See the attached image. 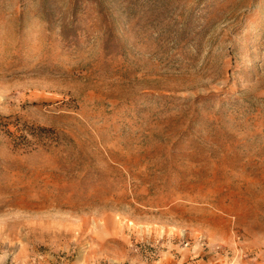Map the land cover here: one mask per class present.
I'll use <instances>...</instances> for the list:
<instances>
[{"label": "rangeland", "instance_id": "374dc122", "mask_svg": "<svg viewBox=\"0 0 264 264\" xmlns=\"http://www.w3.org/2000/svg\"><path fill=\"white\" fill-rule=\"evenodd\" d=\"M0 264H264V0H0Z\"/></svg>", "mask_w": 264, "mask_h": 264}, {"label": "trees", "instance_id": "16d2710c", "mask_svg": "<svg viewBox=\"0 0 264 264\" xmlns=\"http://www.w3.org/2000/svg\"><path fill=\"white\" fill-rule=\"evenodd\" d=\"M5 126H7V125H9L8 123H5L4 124ZM18 128V126L16 127V129ZM18 130H20V129H18ZM21 137V139L23 140V141H27V139H26V137L25 136H19L18 138H20Z\"/></svg>", "mask_w": 264, "mask_h": 264}]
</instances>
